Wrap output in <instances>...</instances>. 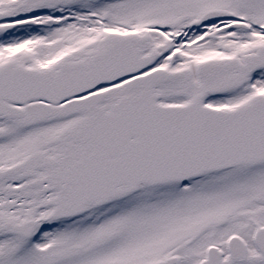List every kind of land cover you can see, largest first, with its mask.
<instances>
[{"label": "snow or ice", "instance_id": "obj_1", "mask_svg": "<svg viewBox=\"0 0 264 264\" xmlns=\"http://www.w3.org/2000/svg\"><path fill=\"white\" fill-rule=\"evenodd\" d=\"M0 264H264V0H0Z\"/></svg>", "mask_w": 264, "mask_h": 264}]
</instances>
